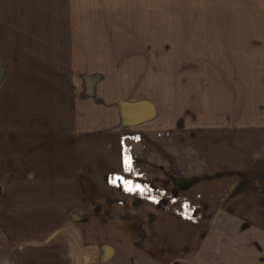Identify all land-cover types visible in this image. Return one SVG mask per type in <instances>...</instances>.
<instances>
[{
    "label": "rangeland",
    "instance_id": "obj_1",
    "mask_svg": "<svg viewBox=\"0 0 264 264\" xmlns=\"http://www.w3.org/2000/svg\"><path fill=\"white\" fill-rule=\"evenodd\" d=\"M32 46L45 54L29 55ZM21 71L73 106L77 181L118 178L104 173L108 151L142 145L164 155L168 168L151 164L143 177L170 183L148 192L155 209L171 214L170 228L160 229L166 223L157 215L132 223L135 246L169 249L171 264H264V143L250 137L243 158L235 142L240 152L230 157L231 143L207 147L201 138L184 153L177 121L184 93L203 95L215 82L241 90L248 77L264 79V0H0L1 106H9L2 97L9 75ZM152 123L166 132L146 141L131 129ZM194 152L198 161L188 159ZM17 156H0V264H67L65 237L89 222L66 193L84 191L33 189V173L17 174ZM184 158L199 172L181 178Z\"/></svg>",
    "mask_w": 264,
    "mask_h": 264
},
{
    "label": "crops",
    "instance_id": "obj_2",
    "mask_svg": "<svg viewBox=\"0 0 264 264\" xmlns=\"http://www.w3.org/2000/svg\"><path fill=\"white\" fill-rule=\"evenodd\" d=\"M36 51L32 46L26 52L33 55ZM39 52L40 55L45 54L42 50ZM39 52L37 51L36 55H39ZM24 75L25 72L22 71L11 73L2 92V97L5 96L9 100V106L6 108L0 105V156L12 159L17 156L16 151H19L17 174L33 173L34 177L28 178V183L34 184L32 187L35 190L84 191L79 196L69 191L66 193L67 204L70 207L80 206L77 212L86 215L88 213V218L82 220L89 222L88 225L82 224L81 228L73 230L71 236L65 237L67 264H171L169 249L164 250V247L159 246L153 250L145 248L144 245L135 246L132 225L135 222L154 221V215H157L156 220L166 223H160V229L170 228L171 214L164 213L163 209H155L156 194L148 193L154 190H169L170 183L146 181L143 177L146 168L151 164L161 165L162 171L164 167L168 168V164L162 160L164 155L150 152L142 145L137 146L135 150L108 151L104 156L106 165L111 167L104 173L113 174L119 179L115 177L114 181L106 182L77 181L74 177L75 166L79 164V154L75 153L74 149L73 106L67 104L68 100L65 97L59 102L58 93L53 87L48 88L45 85L43 88L35 79V75L32 78ZM248 78L241 90L229 89V85H218L215 82V86H209L203 95L197 90L193 91L192 97H189V92L188 95L184 93L186 99L183 102L181 100L177 114L179 132L182 134L181 141L184 143L181 149L184 153L187 152L188 145L196 149L195 145L201 138L207 147L220 141L231 143L230 157H233L234 148H237L233 145L235 142L241 143L239 156L243 158L244 146L245 150H248L250 137L253 141L264 143V79L251 82ZM198 100L199 108L196 106ZM207 105L211 108L208 114H204ZM8 108L9 110H6ZM108 122L112 126L116 123L113 119ZM80 123L82 129L87 131L90 126L89 120L83 119ZM158 126V123H152L142 128L131 129L137 130L136 133H139L137 135L143 138L145 136L144 139L147 141L150 135L166 132L160 131ZM166 126L168 127V124ZM165 144L169 145L167 138ZM163 145L164 142L161 146ZM165 150L166 153L169 152L168 149ZM240 151H236L235 154ZM259 151L255 153L256 156ZM80 152L81 159H86L83 152L81 150ZM197 156L194 152V155L187 158H195L198 161ZM6 159L3 164H6ZM185 163L186 159L184 165ZM81 164L84 171V164L88 163L81 160ZM181 164L179 163V167ZM183 170L184 176L181 175V178L186 177V173L189 175L199 172L190 167L186 168V165ZM75 179L76 182H73ZM124 181L129 184H125ZM129 185L132 186V191L126 190ZM189 187L188 185L183 189L186 191ZM112 190L114 197L111 193L107 195L102 192ZM169 195L170 193L165 195L167 200ZM156 198L162 200L163 197ZM178 199H183L186 204V200H190L191 197L190 194L183 192L179 193ZM95 206L105 209L99 210L101 213H94L92 208ZM139 228L145 232L151 229L146 225H139ZM72 245L74 250L72 249L70 253Z\"/></svg>",
    "mask_w": 264,
    "mask_h": 264
},
{
    "label": "snow or ice",
    "instance_id": "obj_3",
    "mask_svg": "<svg viewBox=\"0 0 264 264\" xmlns=\"http://www.w3.org/2000/svg\"><path fill=\"white\" fill-rule=\"evenodd\" d=\"M118 179H119V178H118ZM124 183H125V184H129V182H127V181H124ZM126 190H128V191H132V190H133V189H132V186L129 185V187H127ZM137 190H139V189L137 188Z\"/></svg>",
    "mask_w": 264,
    "mask_h": 264
}]
</instances>
